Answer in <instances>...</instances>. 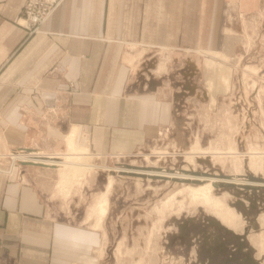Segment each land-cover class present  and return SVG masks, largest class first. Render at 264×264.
Returning a JSON list of instances; mask_svg holds the SVG:
<instances>
[{
    "label": "crops",
    "instance_id": "crops-1",
    "mask_svg": "<svg viewBox=\"0 0 264 264\" xmlns=\"http://www.w3.org/2000/svg\"><path fill=\"white\" fill-rule=\"evenodd\" d=\"M24 1L0 0V264H60L91 246L90 231L58 210L52 167L7 156L53 155L67 137L101 152L192 144L212 114L184 97L225 92L228 73L193 51L231 55L240 37L224 14L250 17L264 1L63 0L27 36L15 23Z\"/></svg>",
    "mask_w": 264,
    "mask_h": 264
},
{
    "label": "rangeland",
    "instance_id": "rangeland-1",
    "mask_svg": "<svg viewBox=\"0 0 264 264\" xmlns=\"http://www.w3.org/2000/svg\"><path fill=\"white\" fill-rule=\"evenodd\" d=\"M29 1L23 2L15 19L25 36L41 31L43 22L63 0L52 4L38 0L33 8L51 11L38 24L28 19ZM262 6V11L250 17L224 14L230 22L225 24L226 32L240 37L232 56L216 50L193 51L218 55L228 73L223 72L227 75L225 92L206 95L195 88L194 94L184 97L199 117L212 114L208 121L201 119L192 144L163 142L101 152L89 138L67 137V146L53 154L54 159L66 157L79 163L87 156L89 167L43 164L54 170L58 210L72 214L91 234L89 248L77 247L76 253L60 264H264V187L212 186L211 196L236 215L237 225L231 227L213 208L190 199L189 188L204 182L114 170L185 169L222 179L264 178V3ZM71 141L72 148L68 145ZM77 149H82L80 154ZM32 153V157L41 155L31 150L12 151L7 159L11 165H19L34 161L26 159ZM17 154H23L24 159L13 158ZM104 196L106 211L100 213L99 201Z\"/></svg>",
    "mask_w": 264,
    "mask_h": 264
},
{
    "label": "bare ground",
    "instance_id": "bare-ground-1",
    "mask_svg": "<svg viewBox=\"0 0 264 264\" xmlns=\"http://www.w3.org/2000/svg\"><path fill=\"white\" fill-rule=\"evenodd\" d=\"M72 142L73 141H71L70 144H68V145H70V148H72L73 145H74ZM84 149H86V148H84ZM77 151H78V149H77ZM81 151H82V149H81ZM81 151H78L79 154H80ZM85 151L86 150H84V152ZM78 152L75 155H77ZM28 153H30V152H28ZM71 153H75V152H71ZM67 155H70V153L67 154ZM32 156H34L33 153H32ZM71 156H72V154H71ZM18 157L20 159H22V158L24 159V155H19ZM54 157L56 158L55 155H44L42 157H41V155H35V157H31V158H27V159H31V160L38 161V162H46L49 165H58V166L59 165H63V166H67V165L68 166H72V165L76 166L77 165L81 169H83V168L86 169V167L88 168L89 165H90L89 163H87V160H88L87 156H84L85 157V158L83 157L84 160L81 161V162H79V163L76 162V161H73L72 162V161H70L71 159L70 160H66L67 159L66 157L65 158L64 157L63 158L61 157V160L60 159H58V160L57 159H54ZM74 159H76V158H74ZM253 162L251 163V167H253ZM114 170H116V171H119L120 170V171L129 172V173H134V172L135 173H142V174H145V175H148V176L149 175H153V176H158V177H170V178L175 177V178H178V179L180 178V179H185V180H189V181H195V180H197V182H204V184H200V186L196 187L195 189H194V187L193 188H189V196H190V199L191 200H200L201 202H203V204H205V206L207 205V206L213 208L214 211H215V213H216V215H218L225 224H227V225H229L231 227H235L237 225L236 215L233 213V211L230 208H228L227 206L225 207V205L221 202V200H218L217 198H213L211 196L212 194H210V193H211L212 186H215V184H218V186H219V183L233 182L234 184H249V185H252L253 187H264V180H261V181H259V180L248 181L247 179L245 180V179H240V178H239L240 180L239 179H236V178L231 179L232 177L230 179H226V178L225 179H222V178H218V177L211 176V175L210 176H204L202 174H198V175L195 174V175H193L191 173H185L183 171H179V172L166 171V170L162 171V170L151 169V168H149V169H136V168L132 169V168H121V167H118V168H115ZM62 180L63 179H61V181ZM58 184H61L62 185L63 183H58ZM61 185H60V187H61ZM66 187H68V186H66ZM105 200L106 199H105V196H104L99 201V203H100L99 206L101 207L100 213L106 211L105 210L106 209ZM180 203H181V201H180ZM100 213H99V215H100ZM88 214H90V213H88ZM101 216H103V215L101 214ZM101 216L98 217L99 218L98 220L100 221V223H101V220H102L101 219Z\"/></svg>",
    "mask_w": 264,
    "mask_h": 264
},
{
    "label": "built area",
    "instance_id": "built-area-1",
    "mask_svg": "<svg viewBox=\"0 0 264 264\" xmlns=\"http://www.w3.org/2000/svg\"><path fill=\"white\" fill-rule=\"evenodd\" d=\"M37 1L38 0H30L29 3L27 4V15H28V19H29L30 23H33V24H38L39 21L40 22L43 21L51 13V11L50 12L49 11L48 12H44V11H42L40 9L33 8V5L34 4H37ZM53 1L54 0H47L46 2L49 3V4H52ZM37 31L38 30H36V32ZM19 155L20 154L13 155L14 156L13 158L20 159L18 157ZM31 157H32V154L31 155L29 154V156H27V158H31Z\"/></svg>",
    "mask_w": 264,
    "mask_h": 264
},
{
    "label": "water",
    "instance_id": "water-1",
    "mask_svg": "<svg viewBox=\"0 0 264 264\" xmlns=\"http://www.w3.org/2000/svg\"><path fill=\"white\" fill-rule=\"evenodd\" d=\"M27 163H31V164H35V165H42V164H46V162H38V161H30V160H27V161H23L22 162V164H27ZM182 170H184L183 172H185V173H191V174H193V175H198V174H202V175H204V176H210L212 173H208V172H200V171H190L189 172V170H185V169H182ZM135 173V172H134ZM133 173V174H134ZM137 174H142V173H137ZM142 175H144V174H142ZM222 176H224V175H222ZM172 178H175V177H172ZM248 178L250 179V180H259V181H261V180H264V178H261V177H258V176H252V175H249L248 176ZM175 179H177L178 181H184L185 179H178V178H175ZM185 181H189V180H185ZM196 182H197V180H195ZM195 181H192V182H195ZM215 185H218V184H215ZM219 185H222V186H241V187H245V188H255V187H253L252 185H249V184H234L233 182H225V183H219Z\"/></svg>",
    "mask_w": 264,
    "mask_h": 264
}]
</instances>
